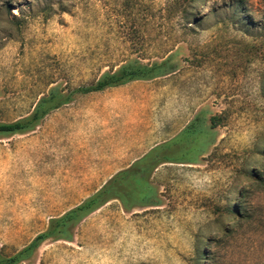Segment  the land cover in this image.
Returning a JSON list of instances; mask_svg holds the SVG:
<instances>
[{"label":"rangeland","instance_id":"374dc122","mask_svg":"<svg viewBox=\"0 0 264 264\" xmlns=\"http://www.w3.org/2000/svg\"><path fill=\"white\" fill-rule=\"evenodd\" d=\"M231 4L209 0L194 15L177 0H0V121L29 115L52 87L71 94L33 130L0 135L5 254L119 169L86 157L94 132L115 126L109 117L116 89L74 90L128 60L168 57L170 74L132 83L151 89L141 106L149 104L154 122L161 98L167 120L183 121L200 109L221 114L211 156L161 165L154 175L160 206L127 212L112 200L80 221L71 240L48 239L21 264H264V50L247 54L240 39L251 37L232 23ZM245 8L247 32L264 35V0H246ZM235 187L248 210L240 223L228 220Z\"/></svg>","mask_w":264,"mask_h":264},{"label":"trees","instance_id":"16d2710c","mask_svg":"<svg viewBox=\"0 0 264 264\" xmlns=\"http://www.w3.org/2000/svg\"><path fill=\"white\" fill-rule=\"evenodd\" d=\"M177 1H180L183 7L191 9L194 15H200L202 8L209 2V0ZM231 1L232 4L235 3L231 17L232 23L238 25L239 30L246 34L245 36L251 37L250 40L240 39V43L244 45L248 55H255L258 50H264V35L247 32L252 27V21H248L244 14L246 0ZM260 30L264 31L263 28ZM174 68V64L168 57L150 64L131 59L120 64L116 69L103 72L93 83L80 86L74 92L87 94L124 85L134 80H151L170 74ZM70 100L71 94L63 93L58 86L52 87L47 94L39 98L29 115L11 122L0 121V135L33 130L47 113ZM221 123V114L208 115V110L200 109L171 143L150 150L130 167L113 174L100 188L78 204L50 218L46 230L38 233L27 245L12 254H5L0 249V264H21L30 259L39 246L48 239L71 240L73 230L80 221L112 200H118L127 212L135 208L160 206L162 199L159 185L154 180L157 169L164 163L196 164L211 156L218 138L217 127ZM230 191L236 194L237 204L234 207L228 206V220L240 223L248 215L243 189L235 187ZM222 229L226 232L227 228L222 227ZM207 240L205 239L198 246L197 254L201 258L207 256L203 248V245L208 243Z\"/></svg>","mask_w":264,"mask_h":264},{"label":"crops","instance_id":"0c3cea01","mask_svg":"<svg viewBox=\"0 0 264 264\" xmlns=\"http://www.w3.org/2000/svg\"><path fill=\"white\" fill-rule=\"evenodd\" d=\"M134 81L106 88L117 91L116 98L110 104L113 109L109 117L111 124L115 126L109 130L95 131L92 138L87 140L94 143L95 147L87 149L89 152H86V157L92 158L99 166L119 168L113 174L130 167L150 150L171 143L195 115L183 121L178 120V115L167 120L164 111L165 99L161 98V117L156 122L152 121L147 112L149 104L141 106L140 103L142 97L147 100L150 98L151 89L140 91L133 86ZM161 95H165V88H161ZM141 109L145 112L144 118L141 117ZM165 164L173 163L162 165Z\"/></svg>","mask_w":264,"mask_h":264}]
</instances>
